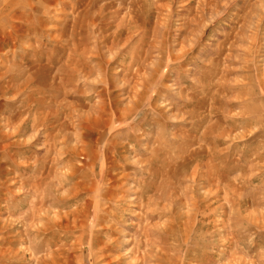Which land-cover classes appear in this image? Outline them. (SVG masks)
<instances>
[{
  "label": "rangeland",
  "instance_id": "1",
  "mask_svg": "<svg viewBox=\"0 0 264 264\" xmlns=\"http://www.w3.org/2000/svg\"><path fill=\"white\" fill-rule=\"evenodd\" d=\"M0 264H264V0H0Z\"/></svg>",
  "mask_w": 264,
  "mask_h": 264
}]
</instances>
